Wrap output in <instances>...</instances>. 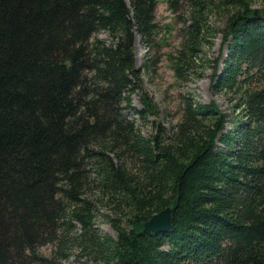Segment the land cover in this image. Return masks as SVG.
Returning a JSON list of instances; mask_svg holds the SVG:
<instances>
[{
    "label": "trees",
    "instance_id": "16d2710c",
    "mask_svg": "<svg viewBox=\"0 0 264 264\" xmlns=\"http://www.w3.org/2000/svg\"><path fill=\"white\" fill-rule=\"evenodd\" d=\"M159 1L0 0V264H264V1L181 0L172 69L182 78L207 15H226L212 82L239 112L226 129L214 103L180 94L177 123L146 136L126 109L157 112L132 94L148 65L134 41L156 44ZM169 206L170 231L144 233Z\"/></svg>",
    "mask_w": 264,
    "mask_h": 264
},
{
    "label": "rangeland",
    "instance_id": "374dc122",
    "mask_svg": "<svg viewBox=\"0 0 264 264\" xmlns=\"http://www.w3.org/2000/svg\"><path fill=\"white\" fill-rule=\"evenodd\" d=\"M264 0H253L255 9L263 6ZM155 22L158 23L156 32V44L153 42L150 47L142 43L141 36L137 34L134 41L135 60L137 67L148 61V65L141 67L142 77L141 87L132 94V105L138 109L143 105L142 94L144 93L151 101H154L157 112L147 116V120H142L133 110L127 108L126 113L136 123L138 130L146 136H152L157 129V124L164 127H172L177 123L180 114V94L193 95L195 102L199 104L214 103L220 111L226 115L228 129L235 121L239 112L234 108L235 99H229L231 95L223 94L214 89L212 82L214 69H222L225 58L226 46L222 43L223 29L227 25V16L220 14L216 9L207 15L208 24L212 28V35L208 34V43L202 40V50L198 54L196 64L188 67L181 78L172 69L170 56L180 48L182 29L186 22H189L191 8L187 1L173 0L172 5L169 0H160L156 7ZM100 35L109 40L107 33L103 31ZM149 60H148V59ZM233 122V123H232ZM110 214L104 209H99L96 213L95 223L103 234H111L115 238L116 233L110 220ZM46 247L41 250L46 251ZM64 264H77L71 255ZM95 264V263H90ZM99 264V263H96Z\"/></svg>",
    "mask_w": 264,
    "mask_h": 264
},
{
    "label": "water",
    "instance_id": "95a60500",
    "mask_svg": "<svg viewBox=\"0 0 264 264\" xmlns=\"http://www.w3.org/2000/svg\"><path fill=\"white\" fill-rule=\"evenodd\" d=\"M137 36V35H136ZM171 206L164 208V210L157 212V214L152 215L149 219L144 222L143 232L150 235L156 234L157 232H169L172 227Z\"/></svg>",
    "mask_w": 264,
    "mask_h": 264
}]
</instances>
